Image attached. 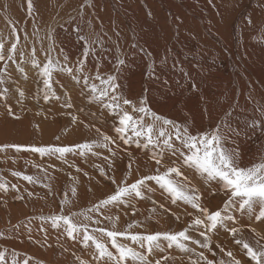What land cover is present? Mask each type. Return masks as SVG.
<instances>
[{
	"label": "bare ground",
	"instance_id": "bare-ground-1",
	"mask_svg": "<svg viewBox=\"0 0 264 264\" xmlns=\"http://www.w3.org/2000/svg\"><path fill=\"white\" fill-rule=\"evenodd\" d=\"M31 4L29 11L28 0H0L3 51L7 53L11 46L7 40L17 43L15 63L0 61L3 79L0 89H8V96L2 98L8 102L19 97L18 103L10 104L19 119L7 116L5 110L0 113V143L28 145L31 142L34 146H45L54 134L59 138L63 130V142L94 141L100 139L98 128L116 141L110 145L116 155L104 147H96L99 155L86 157L88 152L84 158L72 159L74 167L70 165L72 169L65 171L62 170L65 163L60 162L63 168L56 170L53 161L45 157L33 161L35 157H30L26 150L24 153L29 159L0 155V177H6V181L0 178V183L7 190L14 189L12 185L16 184L17 177L4 172H20L34 178L32 183L22 181L13 197L8 191L0 190V250L8 249L9 262L14 250L18 253L17 259L30 258L29 264H81V261L96 264L94 248L84 247L79 235L75 240L69 239L64 227L53 228L50 219H40L45 213V216L86 213L92 220L77 215L73 217L74 222L97 227L93 221L99 220L98 226L110 230L115 222L119 231L132 223L136 226L129 231L143 234L174 233L188 227L196 210L182 201L172 203L154 182H149L152 190L145 191L143 198L108 205L100 212H88L109 195L105 191L104 196L101 193L103 184L107 186L106 179L111 181L110 190L114 192L125 178L131 184L141 176L154 174L158 166L151 159V149L137 147L135 143L124 144L118 138L114 131L118 118L89 102L82 85L67 72L53 73L52 87L59 99L52 97L45 101L43 78L31 64L33 52L41 67L49 58L64 63L67 56V64L75 72L77 61L84 59L85 42L79 36L87 37L89 42L98 39L100 43L93 45L95 55L87 57L84 71L94 74L99 62L102 74L111 73L115 60L124 59L118 91L128 99L138 103L146 98L153 112L177 123L187 122L193 132L213 129L222 119H230L234 127L243 128L245 121H259L260 110H264V0H31ZM67 103L72 107H66ZM226 113L232 116L226 117ZM72 116L77 117L76 122ZM47 117L49 123H46ZM72 137L78 139L74 141ZM228 146L239 151L241 166L258 163L264 159V130L248 128L247 134L242 132L233 137ZM33 155L40 157L39 153ZM171 160L179 162L178 157L166 152L164 163ZM100 167L105 169L106 176H100ZM181 170L191 185L199 189L203 205L210 211L223 206V194H213L217 187L214 182L206 184L192 170ZM73 187L77 190L75 196L71 192ZM233 214L236 221L229 222L227 227L240 229L238 238L253 246L257 240L264 243L261 239L264 219L256 221L246 212ZM144 224L148 227H143ZM209 236L213 251L201 249L209 260L227 262L231 258L226 253L231 251L241 264H254L234 243L226 228H219ZM161 243L165 251L156 250L148 256H156L155 260L160 256L162 264L165 257L166 264H193L183 257L191 253L175 247L169 249ZM221 247L224 252L220 251Z\"/></svg>",
	"mask_w": 264,
	"mask_h": 264
},
{
	"label": "snow or ice",
	"instance_id": "snow-or-ice-1",
	"mask_svg": "<svg viewBox=\"0 0 264 264\" xmlns=\"http://www.w3.org/2000/svg\"><path fill=\"white\" fill-rule=\"evenodd\" d=\"M31 8V0H28L29 11ZM248 23L251 24L250 18ZM12 31L15 33L16 29L13 28ZM77 33L79 36L78 28ZM79 39L85 42L82 52L84 59L77 61L75 72L73 67H69L67 64V56L64 57V63L49 58L41 67L34 58L33 52L31 64L39 70L38 75L43 78L44 100L48 101L52 97L59 99L52 87L53 73L55 71L67 72L77 84L82 85V90L86 92L89 102L99 105L102 110H107L109 114L118 118V126L114 128L118 138L124 144L135 143L137 147L142 145L145 149H151V159L158 166L154 174L141 176L131 184H128L125 178L120 185H117L113 194L101 199L91 209H88V212H100L108 205H118L127 203L132 199L143 198L145 191L152 190L149 182H154L163 192L168 194L172 203L182 201L196 210V215L188 227L174 233L155 232L143 234L131 232L129 230L136 226L132 223L127 225L126 230L119 231L116 230L115 222H112L111 230L98 226L90 231L87 223H77L73 220V217L77 215H84L85 220H92V217L86 213H72L71 216L52 215L48 217L52 222V227L58 229L63 226L69 239L75 240L77 235H79L84 247L94 248L93 260L96 261V264H151L147 258L148 255H151L156 250L165 251L161 241L166 242L167 248L175 247L185 253L194 252V249L188 247L186 242L199 245L201 248L212 252L209 234L219 228H226L233 236L234 243L241 247L250 262L264 264V243L257 240L255 246H253L243 238H238L241 235L240 229L235 226L227 227L229 222L235 223L236 216L233 214L235 212L241 214L246 212L249 216H254L256 221L264 219V159L251 166H241L239 151L228 146L232 142L233 137L241 135L242 132L247 134L248 128L255 130L260 127L261 130H264V110H260L261 118L259 121L256 119H252L250 122L245 121L243 128L234 127L230 119H222L213 129L193 132L187 122L183 124L177 123L153 112L147 106L146 98H141L137 103L128 99L121 91H118L121 87L118 83V77L125 65L124 59L118 58L115 60L113 64L114 71L111 73L102 74L99 71V62H97L94 74L86 73L84 68L87 57L95 55L96 50L93 45L100 42L98 39L89 42L85 36H79ZM3 49L4 43L0 42V61L10 60L15 63L14 56L17 50V43H12L7 53ZM151 68L152 65H149V69ZM147 75L148 73H146ZM2 83L3 79L0 78V84ZM192 87H195V85H192ZM6 94L7 89H0V97L6 98ZM20 95L23 96L22 91ZM66 107L71 108V103H67ZM7 108L10 116L19 119L18 116H15L10 105ZM225 116L231 117L232 113H226ZM72 120L76 122L77 117L72 116ZM96 131L100 134V139L74 146L5 144L0 147H11L17 151L22 149L30 150L33 153H39L41 156L58 154V158L61 159L64 158L65 154L73 153L76 150H79V154L82 156L88 152H91L92 155H99L93 149L104 147L111 155L115 156L116 153L110 145L115 144L116 141L101 133L100 129L97 128ZM166 152L178 157L179 162L171 160L168 164H165L164 155ZM105 159L107 160L108 157H105ZM108 167L111 168V163H109ZM130 168L131 165H129ZM161 168L164 170L161 171ZM182 168L192 170L194 174L202 177L206 184L214 182L217 187L213 190V194H223L225 197L223 206L215 211H210L207 206L203 205L199 189L191 185L188 178L184 176ZM99 174L102 177L107 175L102 167L99 168ZM13 175L22 176L29 183L34 180L32 176L22 175L20 172H14ZM112 183L116 184V181L112 179ZM12 187L16 188V185H12ZM0 190L7 191L4 183H0ZM71 192L75 196L76 188L73 187ZM42 219L44 218L42 217ZM108 219L111 221L110 217ZM93 223L99 225L100 221L95 220ZM189 228H195L199 231V235L203 240L194 239L190 236ZM105 237L107 241H105ZM118 238H123L130 241V243H122ZM261 239H264V237ZM217 247L220 246L217 245ZM220 251L224 252V249L221 247ZM8 255V249L0 250V264H29L30 258H25L21 261L17 259L18 253L14 250L10 253V262ZM213 256H215L214 252ZM226 256L231 258L227 262L224 259L215 261L209 260L204 252H200L193 264H201L202 261L205 264H241V261L236 259L231 251H228ZM167 259V257L164 258L165 264ZM81 264H85V262L81 261ZM155 264H161V261L157 260Z\"/></svg>",
	"mask_w": 264,
	"mask_h": 264
},
{
	"label": "rangeland",
	"instance_id": "rangeland-1",
	"mask_svg": "<svg viewBox=\"0 0 264 264\" xmlns=\"http://www.w3.org/2000/svg\"><path fill=\"white\" fill-rule=\"evenodd\" d=\"M7 43L8 44H12V41L11 40H7ZM24 78H23V76H21V77H19V80L20 81H22ZM4 87L6 88V86H5V84H4ZM10 87H13L12 85H10ZM14 88V87H13ZM7 89V88H6ZM8 90V89H7ZM16 91V90H15ZM17 92V91H16ZM56 94H57V92H56ZM7 95V94H6ZM8 96V95H7ZM18 97V96H17ZM27 97H29V96H27ZM27 97L25 98L24 97V101L28 104V99H27ZM19 98V97H18ZM18 98H17V100H12L11 99V101L10 102H8L7 100H4V99H2V97H0V113H1V111L2 110H5L6 111V115L7 116H10L9 114H8V108H7V106L8 105H10L11 103H13V104H11V105H15V103H18ZM35 101V100H34ZM6 103V104H5ZM10 105V106H11ZM13 109V108H12ZM13 111V110H12ZM14 112V111H13ZM15 113V116H18L19 114L17 113V112H14ZM2 114V113H1ZM46 123H49V118L47 117V119H46ZM49 125V124H48ZM63 133H59L58 135H59V138H58V136H55V134L53 135V140L51 141V142H49L47 145H45V146H56V147H60V146H74V145H76V144H81V143H86V142H91L92 140H84V141H81L80 139L78 140V142H70V143H66V142H63V140H62V137L64 136L63 134H65V132H64V130L62 131ZM72 139H74V141H76V139H78L77 137H72L71 138V140ZM9 144V145H12V144H15V143H11V142H9V141H4V142H2V143H0V146H3V145H5V144ZM28 145H33L31 142L28 144ZM38 145H40V144H37V145H35V146H38ZM24 146H27V145H24ZM42 146V145H41ZM24 151L25 150H20V151H17L15 148H11V147H9V148H2V147H0V155L1 156H4V157H11L12 159H16V158H21V156H24L25 158H27V159H29L28 158V156L24 153ZM27 152H28V154L30 155V157H32L33 159H34V157H35V159L33 160V161H36V158L38 159V160H42V158L43 157H45V158H47L46 160H49V161H53L52 163H53V166L55 167V169L57 170V168L58 169H62L63 168V166H64V168L62 169V170H67V169H70L71 168V166L70 165H72V168L74 167V164H72V163H74V161L75 160H78V158L80 159V158H84V155L82 156V155H80L79 154V150H76L74 153H68V154H65V155H67V157L66 156H64V158L63 159H61V158H58V154H55V155H49V154H45L44 156H41L40 155V157H38V156H35V155H33V152H31L30 150H26ZM93 151L95 152V148L93 149ZM75 154V155H74ZM33 155V156H32ZM70 156V157H69ZM73 156L75 157V158H73ZM92 156V153L91 152H89V155H87L86 157H91ZM45 158H43V159H45ZM50 158V159H49ZM67 158H69V159H67ZM56 159H58V160H56ZM72 159L74 160V161H72ZM63 160H68V161H63ZM71 160V161H70ZM60 162H63V163H65V165H63V166H60ZM58 164V165H57ZM77 166V165H76ZM60 167V168H59ZM71 168V169H72ZM5 174H10L11 175V177L12 178H15V177H17V176H15V175H13V173H14V171H10V173L9 172H4ZM81 173V172H80ZM22 175H24V174H22ZM0 178H2V179H4L5 181H6V177L5 176H3V177H0ZM22 181H24V179L22 178V176L21 177H17V179H16V188H14V189H10V190H7L8 191V194H9V196L10 197H13L14 196V191L16 190V189H18V188H20L21 187V183H22ZM28 182V181H27ZM108 182V183H107ZM109 183H111V181H108V179H106V184H107V186H105L104 184H103V188L101 189L102 191H101V193H102V196H104L103 195V193H104V191H105V193L104 194H109V195H111V194H113L114 192H112L111 190H110V185H109ZM102 186V185H101ZM28 191V190H27ZM108 191H110V192H108ZM107 196H104L102 199H104V198H106ZM66 209V208H65ZM79 213V212H78ZM49 214H51L52 215V213H48V216H45L46 215V213H45V215H43V214H41V217H40V219H42V217L44 218V220H47L48 219V217H51V215H49ZM93 225V224H92ZM92 225H89V227H90V231H91V229L92 228H95V227H92ZM95 225V224H94ZM147 225H145L144 224V226L143 227H146ZM97 227H98V225H97ZM99 227H102V226H99ZM148 227V226H147ZM181 227V226H180ZM105 228H109V227H105ZM144 229V228H143ZM109 230H110V228H109ZM193 235H192V234ZM98 235V234H97ZM190 236H192V237H194V239H200V240H203V238L199 235V231H197L195 228H191V230H190V234H189ZM200 238H199V237ZM105 239V241H107V238L105 237L104 238ZM118 239H123V238H118ZM124 240V239H123ZM125 243H127V242H129L130 243V241H127V240H125L124 241ZM161 242H163L165 245H166V242H164V241H161ZM187 244H188V247H190V248H192V249H194V252H190L191 253V255L190 256H187V255H184L183 257H187L189 260H191L192 262H194L195 260H197V258H198V254H199V252H201V249H203V248H201L199 245H197L196 246V244H192L191 242H186ZM109 246H110V244H109ZM133 247H135V245H133ZM198 247V248H197ZM72 247L70 246V249H71ZM196 249V250H195ZM198 251V252H197ZM71 255V254H70ZM152 259H151V258ZM155 257L156 256H148V259H149V261H152L153 259V261L152 262H155V261H157L159 258H160V256H158V258H157V260H155ZM190 257V258H189ZM235 258H237V256H234ZM160 261H161V258L159 259ZM151 262V263H152ZM152 264H155V263H152ZM162 264V263H161ZM201 264H205V262L203 261V262H201Z\"/></svg>",
	"mask_w": 264,
	"mask_h": 264
}]
</instances>
